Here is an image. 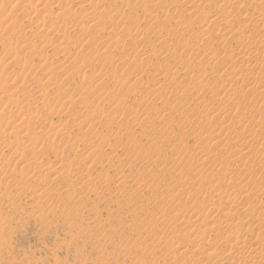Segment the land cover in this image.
<instances>
[{
    "label": "rangeland",
    "instance_id": "374dc122",
    "mask_svg": "<svg viewBox=\"0 0 264 264\" xmlns=\"http://www.w3.org/2000/svg\"><path fill=\"white\" fill-rule=\"evenodd\" d=\"M263 233L264 0H0V264H236Z\"/></svg>",
    "mask_w": 264,
    "mask_h": 264
},
{
    "label": "bare ground",
    "instance_id": "6f19581e",
    "mask_svg": "<svg viewBox=\"0 0 264 264\" xmlns=\"http://www.w3.org/2000/svg\"><path fill=\"white\" fill-rule=\"evenodd\" d=\"M257 107L258 108H260V109H262L261 107H263L262 106V104L261 103H258V105H257ZM244 223H241V222H236V226H240V225H243ZM244 227V226H243ZM247 227V226H246ZM251 229V227L250 226H248V229ZM248 229H247V231H248ZM252 230V229H251ZM250 231V230H249ZM234 232V231H233ZM262 234V233H261ZM260 234V235H261ZM264 234V233H263ZM261 236H264V235H261ZM260 236V237H261ZM229 241V240H228ZM222 242V241H221ZM237 242V241H236ZM247 242V241H246ZM263 242H264V240H263ZM263 242H261V243H263ZM226 243V242H225ZM242 243V242H241ZM219 244V243H218ZM236 244V243H235ZM234 244V245H235ZM221 245V244H220ZM238 245V244H237ZM242 245V244H241ZM250 245V244H249ZM219 246V245H218ZM231 246V245H230ZM229 246V247H230ZM212 249L214 248V249H216L217 248V243L216 244H214V243H212ZM221 247V246H220ZM231 248V247H230ZM233 248H235V247H233ZM221 249H222V247H221ZM232 249V248H231ZM236 253L237 254H239L238 256H240V259H239V261L241 260V258H242V260L243 261H241V264H246L247 263V261L248 260H252L253 258H260V259H258L259 261H256V263L255 264H261V262H262V264H264V248H262V250H261V247H260V249L258 250V251H256V252H254V251H252V250H247V251H244V250H246V249H243V248H241V246H236ZM255 249V248H254ZM230 251V250H229ZM232 251H235V250H232ZM215 252V251H214ZM217 252V251H216ZM215 254V253H214ZM214 254H213V256H214ZM230 256V255H229ZM237 257V256H236ZM247 258V260H245ZM261 259H263V261L261 260ZM254 260V259H253ZM252 260V261H253ZM257 260V259H256ZM239 261L236 263V264H238L239 263ZM251 261V262H252ZM240 264V263H239ZM249 264V263H248ZM250 264H252V263H250ZM254 264V263H253Z\"/></svg>",
    "mask_w": 264,
    "mask_h": 264
}]
</instances>
